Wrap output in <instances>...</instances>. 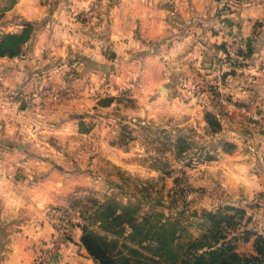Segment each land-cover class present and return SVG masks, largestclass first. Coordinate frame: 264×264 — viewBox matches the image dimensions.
Returning <instances> with one entry per match:
<instances>
[{"label":"rangeland","instance_id":"rangeland-1","mask_svg":"<svg viewBox=\"0 0 264 264\" xmlns=\"http://www.w3.org/2000/svg\"><path fill=\"white\" fill-rule=\"evenodd\" d=\"M214 1L216 36L206 39L215 50L162 51L156 83L158 70L145 74V54L124 56L105 36L73 26L101 24L114 1L91 0L78 10L75 0H0V35L26 23L34 27L18 55L0 57L17 60V69L40 58L29 70L27 98L19 102L29 105L34 119L42 118V139L53 145L47 151L65 173L63 202L49 209L57 224L50 240L67 224L66 239L74 224L99 230L94 209L113 200L131 205L138 219L178 222L185 240L209 224L203 211L232 214L228 232L237 237L236 251L255 254L257 236L264 237V190L230 184L239 174L234 152L248 160L264 155V86L257 88L249 71L252 43L229 17L237 0ZM30 5L35 20L24 15ZM60 8L70 19L56 37L52 22ZM39 29L47 35L39 37ZM62 46L64 54L56 53ZM258 78L263 84L264 76Z\"/></svg>","mask_w":264,"mask_h":264},{"label":"crops","instance_id":"crops-1","mask_svg":"<svg viewBox=\"0 0 264 264\" xmlns=\"http://www.w3.org/2000/svg\"><path fill=\"white\" fill-rule=\"evenodd\" d=\"M90 1L75 0L73 7L81 10ZM112 1L111 5L117 4L100 17L101 24L97 25L95 20L87 28L77 23L73 26L79 31L85 30L86 34L88 30L89 34L95 31L105 36L109 45L124 56L145 54L142 57L145 74L149 75V69L158 70V76L154 77L156 83L164 67L158 55L162 51L171 47L179 53L196 51L200 55L208 48L215 50L206 39L216 36L212 28L217 23L214 0ZM233 4L229 17L240 37L252 43L255 55L249 71L255 74L258 82L255 86L260 88L264 86L258 78L264 76V0H237ZM33 10L31 5L24 10L27 19H36ZM69 19V14L60 8L52 22L56 37L67 31ZM41 31L36 32L39 37L47 35ZM35 45L38 47H34V52L39 54L42 44L36 41ZM64 51L62 46L56 53L64 54ZM40 62L37 58L25 69H17V60L0 57V264H32L48 246L57 228L49 214L50 205L62 203L66 191L63 168L47 151L48 146L51 149L53 145L42 139L47 126L42 124V118L34 119L29 105L20 106L19 102L27 98L25 92L29 70L34 67L32 63ZM232 167L234 172L237 168L239 174L232 179L230 187L247 192L264 190V155L248 160L234 152ZM71 231V239L60 242L53 264H97L81 243L80 227L74 224Z\"/></svg>","mask_w":264,"mask_h":264},{"label":"trees","instance_id":"trees-1","mask_svg":"<svg viewBox=\"0 0 264 264\" xmlns=\"http://www.w3.org/2000/svg\"><path fill=\"white\" fill-rule=\"evenodd\" d=\"M33 29L26 23L19 31L1 34L0 56L18 55ZM211 115L206 114L208 120ZM130 206L106 200L94 209L99 230L82 225L81 243L97 264H264L263 236L255 240V254L236 251L237 237L228 232L235 225L232 214L203 211L209 224L202 225L199 237L185 240L186 229L178 222L150 221L148 215L138 219Z\"/></svg>","mask_w":264,"mask_h":264},{"label":"built area","instance_id":"built-area-1","mask_svg":"<svg viewBox=\"0 0 264 264\" xmlns=\"http://www.w3.org/2000/svg\"><path fill=\"white\" fill-rule=\"evenodd\" d=\"M259 114L254 113V117L257 118ZM70 229V226L67 224L64 228H61L60 233L57 237L53 238V240H50L48 246L40 252L32 261V264H53L54 262V256L57 255V252L59 250V244L60 242L67 240L63 234L67 233Z\"/></svg>","mask_w":264,"mask_h":264}]
</instances>
